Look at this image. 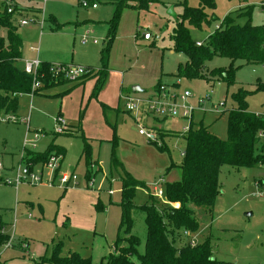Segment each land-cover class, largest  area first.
Instances as JSON below:
<instances>
[{"label": "rangeland", "instance_id": "1", "mask_svg": "<svg viewBox=\"0 0 264 264\" xmlns=\"http://www.w3.org/2000/svg\"><path fill=\"white\" fill-rule=\"evenodd\" d=\"M84 1L16 0L20 8H41L38 12L25 11L17 16L18 32L23 38V59H35L39 49L41 61L101 69V51L112 37L111 21L117 0H86L87 6ZM158 1L151 5V10L130 6L122 9L111 41L107 61L109 74L100 89L95 87L94 76L84 82L70 80L45 88L39 94L20 95L17 111L0 116L4 119L0 118V220L13 240L9 248L1 249L0 264H38L42 257H50L52 247L59 242H63V254L76 251L91 256L94 262H105L119 238L123 239L121 245L128 244L127 233L120 228L122 185L111 165L113 150L123 167L154 193V185L164 190L165 183L181 180L178 165L182 163L185 149L182 132L192 120L195 124L202 122L209 126L214 134L226 140L228 112L237 105L232 94L241 87L250 91L247 98L250 110L264 112V89H258L259 82L264 85V64L237 60L234 64L239 67L236 82L231 86L222 80L177 76L178 65L187 62L184 53L170 49L173 17L182 12L181 0ZM261 1L216 0L213 12L219 20L201 29L189 27L192 38L206 41L229 14L241 15L237 23L243 25L249 19L245 14L251 11L252 23L264 25ZM93 3L97 8L92 7ZM188 3L198 6L199 2L189 0ZM43 10L41 28L34 20L42 19ZM22 19L30 23L20 26L18 22ZM146 31L152 33V40H144ZM0 34L8 42L7 31L2 29ZM230 63L227 57L215 56L206 62L205 72L209 75L214 68H228ZM18 65L23 67L24 61H18ZM159 82L179 97L185 90L190 91L186 104L195 110L192 120L144 114V101L136 111L126 110L123 91L147 100L156 94ZM133 87L141 91L135 93ZM59 116L72 132L56 134ZM135 117L141 124L160 126L162 131L170 133L164 140L167 149L158 147L163 143L160 135L158 146L140 135ZM24 119H28V123ZM262 140L259 145L263 144ZM52 144L66 150L59 173L74 172L79 182L76 189L89 190L90 199L62 201L61 190L29 183L17 189L15 184L4 182L5 178L14 179L16 168L24 164L29 151L45 152ZM86 144L91 146V169L95 173L91 177L92 187H88L86 178ZM41 170V165L34 166L36 173ZM42 171L47 184L55 172L49 167ZM161 179L165 182L161 183ZM219 182L221 193L212 214L196 210L200 221L198 232L184 234L182 240L176 242L177 246L192 238L201 243L211 236L215 258L234 264H264V164L253 168L223 165ZM257 182H261L262 187L258 188ZM149 195L147 188H137L135 204H149ZM145 217L143 210L133 209L131 233L140 239V253L145 251L147 237Z\"/></svg>", "mask_w": 264, "mask_h": 264}, {"label": "trees", "instance_id": "2", "mask_svg": "<svg viewBox=\"0 0 264 264\" xmlns=\"http://www.w3.org/2000/svg\"><path fill=\"white\" fill-rule=\"evenodd\" d=\"M189 0H181L182 12L173 17L174 27L170 34L173 52H181L187 56L185 64L178 65L177 76L203 78L209 81L222 80L233 85L236 80L235 66L237 60L246 63L264 64V25L252 23L251 11L246 13L248 20L245 24L237 23L241 15H227L219 28L210 34L202 45H197L190 33L189 27L201 29L204 25L210 26L219 19L214 15L216 0H198V6H192ZM158 0H117L115 15L111 21L112 37L101 51L102 68L87 67L90 72L79 78L81 82L91 76L97 77L96 89H100L108 77L107 61L111 41L115 37V30L124 7H135L139 10H151V5ZM251 8V7H250ZM14 14L8 13L7 8L0 3V31L6 30L8 42L0 34V116L15 113L18 109V98L22 94L31 93L34 76L27 73L18 61L23 57V41L18 33V26L13 19ZM215 56L227 57L231 60L228 68H214L210 76L205 72V64ZM52 64L42 62L37 70V80L40 86L33 94H39L52 85L70 81L64 77H55L51 72ZM78 80V79H77ZM162 83L159 82L157 88ZM258 89H264L259 82ZM250 91L244 87L232 94L237 103L236 107L228 112V137L226 140L214 134L209 126L202 122L190 123L188 131L183 133L185 149L183 160L178 165L181 171V180L165 183L163 191L164 201H160L147 185L135 179L124 167L113 150L111 165L122 182V218L120 228L127 233L128 244L121 245L122 238L114 243V250L105 257V262H94L91 256L71 251L63 254V242L52 247L50 257H42L38 264H234L219 260L213 254L211 236L203 242L192 246L190 241L177 246L186 232L195 233L200 228V221L196 217V210L207 211L212 214L221 193L219 173L223 165L236 168H253L264 162V141L260 144V133L264 134V112H253L247 101ZM69 131V130H68ZM67 131V132H68ZM162 142L168 136L167 132L159 130ZM115 137V136H114ZM116 139V138H115ZM264 140V139H263ZM116 144V142H115ZM157 146L158 144L155 143ZM116 146V145H115ZM161 150L167 149L164 142L158 146ZM54 151L64 158L66 150L52 144L45 152L29 151L24 161L34 167L44 163ZM87 176L91 172V146L86 144ZM172 166H175L172 164ZM137 188L149 190V204L136 205L134 197ZM169 203H179L173 207ZM135 207L145 212L147 237L144 253L138 248L140 239L132 235V211ZM10 235L5 232V224L0 220V252L9 241ZM23 248V247H22Z\"/></svg>", "mask_w": 264, "mask_h": 264}, {"label": "built area", "instance_id": "3", "mask_svg": "<svg viewBox=\"0 0 264 264\" xmlns=\"http://www.w3.org/2000/svg\"><path fill=\"white\" fill-rule=\"evenodd\" d=\"M46 1V0H45ZM0 3L3 4L7 8L8 13L15 14L18 10L15 1L14 0H0ZM84 5H89L88 1H84ZM262 9L264 10V0L261 1ZM92 7L96 8L97 4L93 3ZM39 22L41 26L44 23V10L42 19H36L35 22ZM30 21L28 19H22L18 22L20 26L28 25ZM216 28H219V25L216 26ZM144 39L150 40L153 38V35L151 32L146 31L143 33ZM204 42L197 41V45H202ZM40 59L37 57L33 60H26L24 63V70L32 74L34 76V83L32 86V92L30 94L33 95V92L36 88L40 86L39 81L37 80V70L39 66L41 65ZM51 72L55 77H64L69 80H77L83 75H86L90 72V69L81 66V65H68V64H52ZM191 96L190 91L185 90L184 93L179 97L177 95L171 94L170 91L167 90L166 86L164 84H161L156 91V94L152 97H150L147 100H141L139 98H136L132 94H125L123 95V99L125 102V107L128 112H133L138 109L139 103L144 101L146 103V107L143 110V113L153 115L155 117H176L181 116L184 118H188L192 120V116L194 113V109L190 106H188L187 98ZM179 98L182 100L180 101ZM202 105H200L201 107ZM220 104L215 106V110L218 112V107ZM3 119V117H0ZM4 120V119H3ZM28 122V119L25 120ZM57 128L56 132L57 134H63L68 131L66 121L62 117L57 118ZM138 127H139V134L144 136L149 143H158L159 142V134L158 131L151 127L147 126L145 124H141V121L138 120ZM189 126L184 128V132L188 131ZM260 137H264L263 133L259 134ZM63 160V156L61 154H55L52 153L49 155L48 159L41 165L42 170H44L45 167L51 168L55 172V176L53 179L47 184L50 186H54L56 183H58L60 186L63 187H69L71 185H76L78 183V177L74 172H68V173H59L60 171V165ZM261 165L264 164V162L260 163ZM0 167H2L0 163ZM40 171L39 173H36L34 171V167H31L30 164H27L24 162L23 165H19L15 170V177L14 179H8L5 178L4 182L8 184H15L16 187H19L23 183H29L31 185H42L44 183V176L43 171ZM93 179H90L89 184L92 185ZM155 195L159 198L163 197V191L159 189L157 186H154ZM187 235H189V232H186ZM190 241V244L192 246H195L197 241L195 238H192ZM12 245V238L5 244L4 248H9Z\"/></svg>", "mask_w": 264, "mask_h": 264}, {"label": "crops", "instance_id": "4", "mask_svg": "<svg viewBox=\"0 0 264 264\" xmlns=\"http://www.w3.org/2000/svg\"><path fill=\"white\" fill-rule=\"evenodd\" d=\"M15 1V4L17 3L16 2V0H14ZM16 6H17V8H18V10H17V12L14 14V16H13V19H14V22H15V24L17 23V16L18 15H23V13L25 12V11H32V12H38L39 10H41V8H35V7H28V8H24V7H19V4L17 3L16 4ZM97 8V7H96ZM261 9H262V6H261ZM263 10V9H262ZM42 15H43V13H42ZM38 19V18H37ZM36 21V19L34 20V22ZM36 23H38L39 25H40V27L42 28L43 27V25L41 26V24L37 21ZM44 24V23H43ZM17 25V24H16ZM19 33V32H18ZM19 35H20V33H19ZM21 36V35H20ZM22 38V37H21ZM144 38V37H143ZM23 39V38H22ZM144 40H146V41H150V40H152V39H150V40H147V39H144ZM202 42H204V41H202ZM22 50H23V48H22ZM36 52H37V57L39 58V49H37L36 50ZM173 52V51H172ZM36 57V58H37ZM21 61H24V63H25V59H23V57H22V60ZM40 61H41V59H40ZM41 62H49V63H52V62H50V61H47V60H45V61H41ZM61 64H68V65H80V64H76V63H68V62H60ZM81 66H83V65H81ZM85 67H91V66H85ZM23 68H24V66H23ZM115 72V71H114ZM121 76V75H120ZM122 77H123V75H122ZM96 79H97V77H96ZM141 91V90H140ZM133 92H138V91H134L133 90ZM123 93H126V94H129V93H127V91H123L122 92V94L121 95H123ZM145 114V113H144ZM143 114V115H144ZM149 115V114H148ZM153 116V115H152ZM166 118H172V117H166ZM155 119H157V118H155ZM26 119H24V122L25 123H28V122H26L25 121ZM138 120L139 119H137L136 117H135V121H136V123L138 122ZM191 123V122H190ZM138 124V123H137ZM151 127H153V128H155L157 131L158 130H162V129H160V126H157V127H155L154 125L153 126H151ZM158 128V129H157ZM185 128V127H184ZM68 132H72L71 130H69ZM68 132H65V133H63V134H66V133H68ZM182 133H184V132H182ZM182 133H181V135H182ZM57 134V133H56ZM169 135H170V133H168ZM115 137H116V135H114ZM120 139V138H119ZM260 139H261V137H260ZM165 140V139H164ZM263 141V140H262ZM164 142V141H163ZM62 147V146H61ZM64 148V147H63ZM34 152H37V151H34ZM184 153V152H183ZM66 155V154H65ZM183 156V155H182ZM65 157V156H64ZM64 159V158H63ZM24 162V161H23ZM43 163H39V164H36V166H40V165H42ZM88 170V169H87ZM86 170V174H87V171ZM92 170V169H91ZM93 171V170H92ZM92 174H94L95 175V173L94 172H91ZM130 173V172H129ZM131 174V173H130ZM87 176V175H86ZM93 175H91L90 176V178H88V177H86L87 178V181H88V187H92V185H90L89 184V181H90V179H92L91 177H92ZM117 178H119V177H117ZM135 178V177H134ZM119 181H120V178H119ZM45 182H46V180H45ZM165 182V180L164 179H161V183H164ZM79 183V182H78ZM78 183L76 184V185H78ZM120 183H121V185H122V182L120 181ZM76 185H71V186H69V187H63V186H60L58 183H56L54 186H48V184H42V185H39V186H41L42 188H47V189H57V190H61V191H63V197H64V199L62 200V201H64V200H67V199H74V198H81L82 200H86L87 199V197H89V199L92 197L91 196V193L89 192V190L88 191H85V190H78V189H76L77 187H75ZM257 185H258V188H260V187H262V183L261 182H257ZM154 186H156V185H154ZM158 187V186H157ZM17 189H18V187H16ZM86 189V188H85ZM153 192H154V195H155V190H154V187H153ZM110 194H112V192L110 191ZM156 196V195H155ZM163 198V197H162ZM166 201V200H165ZM171 206H173V207H179L180 206V204L179 203H169ZM120 205V204H119ZM121 207V206H120ZM80 224V223H79ZM72 227H74V225H72ZM6 232V231H5ZM12 237L10 236V239H11ZM9 239V240H10ZM12 243H13V240H12ZM23 246H25V243H23ZM22 246V247H23ZM114 250V249H113ZM2 252H0V254H1ZM110 253H112V252H110ZM109 253V254H110Z\"/></svg>", "mask_w": 264, "mask_h": 264}, {"label": "water", "instance_id": "5", "mask_svg": "<svg viewBox=\"0 0 264 264\" xmlns=\"http://www.w3.org/2000/svg\"><path fill=\"white\" fill-rule=\"evenodd\" d=\"M134 91H140L141 89L139 87H133Z\"/></svg>", "mask_w": 264, "mask_h": 264}]
</instances>
